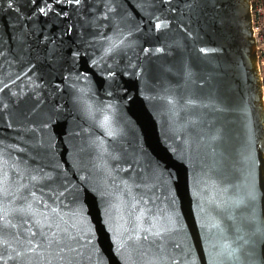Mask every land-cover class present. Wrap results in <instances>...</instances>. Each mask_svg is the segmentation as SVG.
Listing matches in <instances>:
<instances>
[{"label": "water", "instance_id": "95a60500", "mask_svg": "<svg viewBox=\"0 0 264 264\" xmlns=\"http://www.w3.org/2000/svg\"><path fill=\"white\" fill-rule=\"evenodd\" d=\"M0 189L6 264H262L252 0H0Z\"/></svg>", "mask_w": 264, "mask_h": 264}, {"label": "built area", "instance_id": "2783aa9c", "mask_svg": "<svg viewBox=\"0 0 264 264\" xmlns=\"http://www.w3.org/2000/svg\"><path fill=\"white\" fill-rule=\"evenodd\" d=\"M253 36L256 42L259 67L264 71V0H252Z\"/></svg>", "mask_w": 264, "mask_h": 264}, {"label": "snow or ice", "instance_id": "6c2138e0", "mask_svg": "<svg viewBox=\"0 0 264 264\" xmlns=\"http://www.w3.org/2000/svg\"><path fill=\"white\" fill-rule=\"evenodd\" d=\"M41 11H43V9H41ZM160 25L157 24V28L159 29ZM0 191H2V189H0ZM33 223L36 225L37 229H40L42 230V227H41V224H40V221L38 220H34ZM8 226L10 227H15V225H12L11 222L9 221V224ZM5 227V224H4V216H3V211L2 209H0V231L3 230V228ZM31 225L28 226V229H29V232L31 233V236H35V232H32L31 231ZM215 227L218 229V231L223 234V229L219 226V225H215ZM54 235V234H53ZM242 239V237H241ZM247 243V241H245ZM29 243H31V237L29 238ZM3 244H4V241L3 239H0V248L3 247ZM35 247H38L37 246H34L32 248V250L34 251L35 250ZM224 250L227 252L229 258L231 259L233 256H235V260L237 262V264H242V262H240V258H239V255H238V252H239V249H233L231 248L230 245L228 244H225L223 246ZM11 258V257H10ZM0 264H6V261L4 260V257L2 254H0ZM248 264H254L253 261H249ZM262 264H264V262H262Z\"/></svg>", "mask_w": 264, "mask_h": 264}, {"label": "trees", "instance_id": "16d2710c", "mask_svg": "<svg viewBox=\"0 0 264 264\" xmlns=\"http://www.w3.org/2000/svg\"><path fill=\"white\" fill-rule=\"evenodd\" d=\"M263 77H264V71H263Z\"/></svg>", "mask_w": 264, "mask_h": 264}]
</instances>
